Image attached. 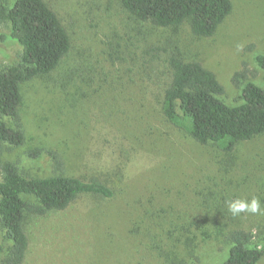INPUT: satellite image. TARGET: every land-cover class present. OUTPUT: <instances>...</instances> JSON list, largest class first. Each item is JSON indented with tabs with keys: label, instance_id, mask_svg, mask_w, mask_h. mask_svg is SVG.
<instances>
[{
	"label": "rangeland",
	"instance_id": "obj_1",
	"mask_svg": "<svg viewBox=\"0 0 264 264\" xmlns=\"http://www.w3.org/2000/svg\"><path fill=\"white\" fill-rule=\"evenodd\" d=\"M47 1L73 48L51 76L21 86L25 142L5 145L2 158L25 174L49 176L47 152L55 151L66 175L97 178L115 196L84 195L65 211L28 216L23 264H222L235 230L252 233V244L264 248V133L230 153L198 143L163 116L154 79L178 50L216 74L230 106L240 104L246 83L264 88L256 60L264 55V0H231L232 13L208 39L188 25L137 21L118 0ZM0 33L7 30L0 26ZM18 52L0 40V68ZM244 63L259 76L237 87ZM253 198L261 212L229 211V202ZM0 243L8 254L13 242L1 226Z\"/></svg>",
	"mask_w": 264,
	"mask_h": 264
},
{
	"label": "trees",
	"instance_id": "obj_2",
	"mask_svg": "<svg viewBox=\"0 0 264 264\" xmlns=\"http://www.w3.org/2000/svg\"><path fill=\"white\" fill-rule=\"evenodd\" d=\"M131 18L169 29L188 25L197 38H212L233 11L231 0H118ZM1 41L18 47L13 62L0 68V226L13 242L8 254L0 243V264H23L29 246L24 223L28 216L44 217L67 210L84 195L113 199L114 190L97 178L83 180L65 174L62 156L47 154L52 162L49 176H31L2 158L5 145L21 147L25 142L21 109L24 98L21 86L36 79L48 78L61 66L73 48L64 22L47 0H0ZM257 66L264 71V55ZM258 72L246 63L233 79L257 78ZM158 99L168 123L185 130L201 144H218L226 153L241 142L264 133V88L252 82L243 87L240 104L230 106L220 97L225 89L216 74L196 60H185L177 50L164 60ZM37 158L39 151L28 153ZM253 234L245 230L231 232L229 257L222 264H264V248L255 247ZM169 264H185L172 259Z\"/></svg>",
	"mask_w": 264,
	"mask_h": 264
},
{
	"label": "clouds",
	"instance_id": "obj_3",
	"mask_svg": "<svg viewBox=\"0 0 264 264\" xmlns=\"http://www.w3.org/2000/svg\"><path fill=\"white\" fill-rule=\"evenodd\" d=\"M228 208L233 216H236L241 212H251L253 214L261 212L260 202L256 198H253L251 202L241 200L229 202Z\"/></svg>",
	"mask_w": 264,
	"mask_h": 264
}]
</instances>
